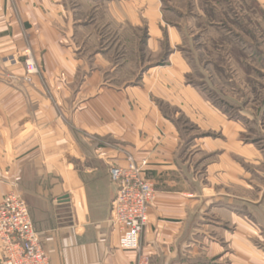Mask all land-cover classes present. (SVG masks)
Wrapping results in <instances>:
<instances>
[{"label": "crops", "instance_id": "0c3cea01", "mask_svg": "<svg viewBox=\"0 0 264 264\" xmlns=\"http://www.w3.org/2000/svg\"><path fill=\"white\" fill-rule=\"evenodd\" d=\"M163 20L155 0H0V202L22 195L50 264H135L111 221L109 170L128 157L156 191L141 235L152 264H264V140L187 82L181 53L131 84L128 44L120 59L104 42L129 25L153 52L166 35L176 48Z\"/></svg>", "mask_w": 264, "mask_h": 264}, {"label": "rangeland", "instance_id": "374dc122", "mask_svg": "<svg viewBox=\"0 0 264 264\" xmlns=\"http://www.w3.org/2000/svg\"><path fill=\"white\" fill-rule=\"evenodd\" d=\"M155 2L166 32L174 27L181 40L172 48L166 35L163 47L153 52L143 27L128 25L118 28V35L103 34L104 42L118 43L120 59L125 53L120 43L128 44L129 66L119 78L137 84L147 65L164 64L179 52L191 66L187 82L231 121L242 122L247 141L264 140V0Z\"/></svg>", "mask_w": 264, "mask_h": 264}, {"label": "built area", "instance_id": "2783aa9c", "mask_svg": "<svg viewBox=\"0 0 264 264\" xmlns=\"http://www.w3.org/2000/svg\"><path fill=\"white\" fill-rule=\"evenodd\" d=\"M26 83L41 72L32 51L22 52ZM147 162L138 164L128 157V165H114L109 170L116 186L111 221L120 232V248L138 254L135 264H152L141 250V235L149 221V210L155 201V187L145 178ZM0 250L4 264H50L42 247L29 206L17 190L9 192L0 202Z\"/></svg>", "mask_w": 264, "mask_h": 264}]
</instances>
